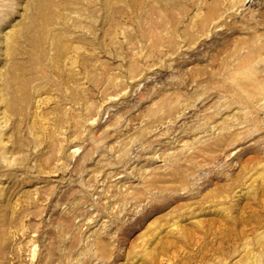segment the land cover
Returning <instances> with one entry per match:
<instances>
[{"label": "rangeland", "instance_id": "rangeland-1", "mask_svg": "<svg viewBox=\"0 0 264 264\" xmlns=\"http://www.w3.org/2000/svg\"><path fill=\"white\" fill-rule=\"evenodd\" d=\"M0 264H264V0H0Z\"/></svg>", "mask_w": 264, "mask_h": 264}, {"label": "bare ground", "instance_id": "bare-ground-1", "mask_svg": "<svg viewBox=\"0 0 264 264\" xmlns=\"http://www.w3.org/2000/svg\"><path fill=\"white\" fill-rule=\"evenodd\" d=\"M257 45H258V44L256 43V44L254 45V47L257 46ZM250 51H251V50H250ZM10 74H11V73H10ZM13 99H14V98H13ZM14 101H15V100H14Z\"/></svg>", "mask_w": 264, "mask_h": 264}]
</instances>
